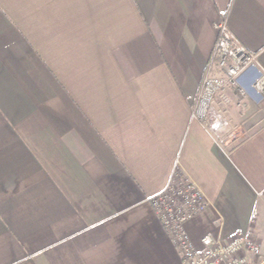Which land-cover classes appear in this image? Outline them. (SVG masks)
Listing matches in <instances>:
<instances>
[{"label": "crops", "instance_id": "crops-1", "mask_svg": "<svg viewBox=\"0 0 264 264\" xmlns=\"http://www.w3.org/2000/svg\"><path fill=\"white\" fill-rule=\"evenodd\" d=\"M228 27L256 54L192 107ZM215 65L212 73H217ZM264 0H0V264H183L148 198L174 169L201 238L249 229L264 259Z\"/></svg>", "mask_w": 264, "mask_h": 264}, {"label": "built area", "instance_id": "built-area-1", "mask_svg": "<svg viewBox=\"0 0 264 264\" xmlns=\"http://www.w3.org/2000/svg\"><path fill=\"white\" fill-rule=\"evenodd\" d=\"M229 9L221 10L214 23L216 40L192 107V118L207 130L218 129L223 123L220 115L211 108L217 93L237 88L238 77L248 67L257 64L256 54L247 49L228 27ZM217 66V73H212ZM264 90V72L255 82ZM177 166L172 170L167 184L148 198L156 215L176 246L183 264H260V245L249 229L238 230L228 239L201 238V248H195L184 232L183 223L201 210L206 202L198 187L181 173Z\"/></svg>", "mask_w": 264, "mask_h": 264}, {"label": "rangeland", "instance_id": "rangeland-1", "mask_svg": "<svg viewBox=\"0 0 264 264\" xmlns=\"http://www.w3.org/2000/svg\"><path fill=\"white\" fill-rule=\"evenodd\" d=\"M262 257H263V259H264V251L262 252ZM264 263V262H263Z\"/></svg>", "mask_w": 264, "mask_h": 264}, {"label": "water", "instance_id": "water-1", "mask_svg": "<svg viewBox=\"0 0 264 264\" xmlns=\"http://www.w3.org/2000/svg\"><path fill=\"white\" fill-rule=\"evenodd\" d=\"M262 264H264V263H262Z\"/></svg>", "mask_w": 264, "mask_h": 264}]
</instances>
